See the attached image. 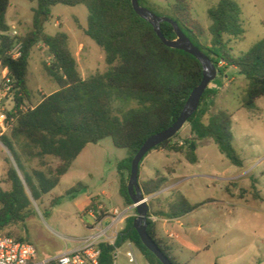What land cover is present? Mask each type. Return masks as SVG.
<instances>
[{"label":"trees","instance_id":"obj_1","mask_svg":"<svg viewBox=\"0 0 264 264\" xmlns=\"http://www.w3.org/2000/svg\"><path fill=\"white\" fill-rule=\"evenodd\" d=\"M28 1L37 3L33 29L23 37L19 36L22 55L13 59L10 51L16 39L12 38L7 21L11 0H0V65L13 78L16 108L19 109L32 97L29 88L31 52L37 45L43 44L49 55V62L43 63L44 70L59 89L44 96L35 107L18 111L9 129L10 135H4L1 139L13 155L31 192L30 195L15 167L9 166L0 171L2 178H6L10 184L9 190L0 187V233L8 236L12 235L4 231L27 222L33 214V200L39 202L44 195L59 186L62 177L68 173L87 145L98 144L106 138H111L117 148L128 151L129 157L119 167L120 195L126 207L133 206L128 193V182L134 157L149 138L166 131L178 120L191 93L203 80V67L198 59L184 51L165 46L153 26L137 15L132 0ZM139 3L144 6L143 0H139ZM58 5H82L87 8L88 26L86 29L79 26V29L103 50L108 65L106 72L83 78L77 59L70 49L69 36L64 32H46L45 24L52 18L51 10ZM148 9L160 16L152 8ZM169 12L166 17L174 20L194 45L210 57L220 74L228 67H234L247 80L242 106L254 110L257 100L264 98V39L242 56H232L230 41L241 39L245 34L243 13L238 3L234 0H220L209 9L211 25L207 31L193 17L189 0H172ZM161 31L168 40L176 39L175 29L171 24L162 23ZM208 37L209 45L203 41ZM221 62L225 64L224 68L219 67ZM216 94L215 89L209 86L199 109L186 123L191 126L193 133V139L185 142L189 144L188 149L172 145V140L179 132L173 139L153 150L182 153L189 163L196 164L199 162L198 147L213 142L233 165L243 167V161L233 146V115L218 111L207 123L203 121ZM116 102L122 105L135 102L137 107L126 111L119 109V115H116L113 112ZM46 157L56 158L60 163L45 171L34 170L32 174L27 171L26 163L39 160L45 165ZM169 181L168 176L158 173L154 178L142 182L139 174L145 197L155 196L168 186ZM82 188L83 185L79 184L67 194L72 195ZM61 200V197H55L51 206L59 205ZM94 205L95 200L91 202L90 208ZM200 206L202 205L191 204L185 196L178 193L168 204L166 214L162 211L154 214L180 218ZM149 208V235L173 264H181L173 256L168 242L156 233L155 223L150 220L153 214L151 204ZM136 217L137 215L126 220V226L114 245H100V264H115L116 250L125 243L133 244L147 264H163L142 243L134 228ZM18 241L29 242L22 238Z\"/></svg>","mask_w":264,"mask_h":264},{"label":"rangeland","instance_id":"obj_2","mask_svg":"<svg viewBox=\"0 0 264 264\" xmlns=\"http://www.w3.org/2000/svg\"><path fill=\"white\" fill-rule=\"evenodd\" d=\"M193 17L207 31L211 25L209 9L220 0H189ZM242 9L243 38L231 40L232 56L238 58L264 39V0H234ZM172 0H143L144 7L152 8L160 16L169 15V3ZM37 3L28 0H11L7 21L16 27L20 36L33 29L34 10ZM52 18L45 24L49 34L64 32L69 36L70 49L78 62L83 78L108 70L103 50L88 37L83 29L88 26V10L85 6L67 7L58 5L51 10ZM208 33V32H207ZM209 45L210 37L203 40ZM49 62L47 49L37 45L30 55L29 88L32 97L26 103L28 108L38 105L44 96L56 92L59 87L47 75L43 63ZM220 68L225 64L221 62ZM0 68V81L3 80ZM215 89L216 96L204 116L203 121L218 111L233 115V146L243 161V167H237L221 152L218 145L211 142L199 146L198 164L189 163L182 153L153 150L140 166V180L154 177L157 171L176 170L178 178H186L173 191L185 196L191 204H200L215 200L208 208L189 214L185 219L175 221L174 232L179 238L175 255L183 264H264V98L256 102V108H243L242 99L247 88V80L234 67H228L223 74L209 85ZM137 107V103L122 105L114 103L113 112L119 115V109L125 111ZM10 135V130L5 134ZM3 137V136H2ZM1 137V139H2ZM193 139L191 126L186 124L172 145ZM2 143V140H1ZM199 144V143H198ZM201 144V143H200ZM180 146V145H179ZM129 157L126 149L117 148L111 138L98 144H89L74 162L69 173L60 185L37 202L33 200L32 216L26 223L11 226L4 232L17 240L22 238L34 244L38 252L45 256L64 253L78 246L82 240L92 234L86 227L83 204L95 200V205H103L104 211L119 209L125 211V202L120 195V164ZM45 165L39 160L26 163L27 171L46 170L57 166L60 161L46 157ZM17 166L13 155L4 146L0 149V171L9 166ZM2 171V172H3ZM21 172V171H20ZM1 175V174H0ZM21 175L24 179L23 173ZM230 180H233L230 182ZM83 185L78 192L67 193L77 185ZM0 187L10 189L6 178L0 177ZM28 193L31 192L28 188ZM55 197H61L59 205L52 207ZM150 197L154 213L163 211L162 200ZM164 209L168 200L164 202ZM95 205L93 207H95ZM160 207H162L160 209ZM159 208V210H158ZM137 211L132 212L136 216ZM83 214V215H82ZM108 221L104 223L107 226ZM119 232H122L120 227ZM135 253L136 262L130 263L129 254ZM123 244L116 250L115 264H147L140 251L132 244Z\"/></svg>","mask_w":264,"mask_h":264},{"label":"built area","instance_id":"obj_3","mask_svg":"<svg viewBox=\"0 0 264 264\" xmlns=\"http://www.w3.org/2000/svg\"><path fill=\"white\" fill-rule=\"evenodd\" d=\"M12 38L16 39L10 56L18 59L22 55V43L18 40L20 34L17 29L11 32ZM14 81L9 71L5 70L3 80L0 82V149L2 147L1 137L11 128L15 121L14 115L18 111H26L27 106L22 105L16 108ZM183 146L184 143L179 144ZM136 209V206H132ZM129 210L104 211L103 205L96 204L95 207L87 210L84 215L85 223L95 233L81 241L80 246L63 254L53 256L49 259H40L39 252L31 242L18 241L12 236L0 233V264H100V245L109 243L114 245L121 232L120 225L129 218ZM108 216L110 223L103 225V217ZM153 222L156 220L150 218ZM116 258V255H115ZM130 263H135L136 258L131 251L129 254Z\"/></svg>","mask_w":264,"mask_h":264},{"label":"water","instance_id":"obj_4","mask_svg":"<svg viewBox=\"0 0 264 264\" xmlns=\"http://www.w3.org/2000/svg\"><path fill=\"white\" fill-rule=\"evenodd\" d=\"M132 5L139 17L149 22L157 36L164 43L165 46L184 51L194 56L201 63L203 67V80L201 84L193 90L189 99L187 100L178 120L166 131L156 134L149 138L132 161L131 175L128 182V193L131 197L133 205L136 206L137 217L134 221V228L138 232L142 243L149 251H151L163 264H173L170 259L161 251L154 239L148 233V214H149V200L150 197H145L139 182V172L141 162L145 156L154 148L162 143L173 139L186 125L188 120L199 109L201 99L209 87V85L217 78L218 69L213 64L209 56H207L201 49L194 45L190 38L182 31L179 25L169 17L158 16L147 7L142 6L139 0H132ZM171 24L176 33V39L168 40L161 31V24ZM18 172L21 180L26 186V183L21 175L18 166H14ZM28 191V187L26 186Z\"/></svg>","mask_w":264,"mask_h":264},{"label":"crops","instance_id":"obj_5","mask_svg":"<svg viewBox=\"0 0 264 264\" xmlns=\"http://www.w3.org/2000/svg\"><path fill=\"white\" fill-rule=\"evenodd\" d=\"M10 7H11V5H10ZM9 11V10H8ZM8 14V13H7ZM10 25V24H9ZM13 29H17L16 27H14V26H12V31H13ZM85 29V28H84ZM11 31V32H12ZM18 31V30H17ZM0 68L2 69V76L4 75V73H5V70L1 67V65H0ZM1 82V81H0ZM157 151H166V150H157ZM167 152H169V151H167ZM199 163V162H198ZM198 163H196V164H198ZM74 164V163H73ZM73 166V165H72ZM72 168V167H71ZM70 168V169H71ZM70 171V170H69ZM69 171H68V173H69ZM67 173V174H68ZM158 173H161V174H164V175H166V176H168L169 177V179H170V181H169V184H168V186L167 187H165V189H163L161 192H159L158 194H156L155 195V197H157L158 199H160V200H162V203H163V211L162 210H159V208H158V212H164L165 214L168 212V206H167V208H165L164 209V206H165V204H164V202L165 201H167L168 200V204L170 203V202H172L174 199H171L170 198V191H173L180 183H182L183 181H185V179L186 178H178L176 175V170L174 169L173 171H170V172H168V170H166V173H164V172H161V171H157L156 173H155V175H154V177L158 174ZM67 174H65L63 177H62V179L67 175ZM140 174V173H139ZM154 177H152V178H154ZM152 178H149V179H152ZM61 179V180H62ZM149 179H147V180H145V181H148ZM142 181V180H141ZM145 181H142V182H145ZM231 181H233V180H230V182ZM61 183V182H60ZM60 185V184H59ZM153 197V196H152ZM213 202H215V200H209V201H206V202H203V203H200V205H202V206H200L198 209H196L194 212H198L201 208V210H204V209H206V208H208V206L210 205V204H212ZM199 205V204H198ZM90 206H91V202L90 203H84L83 204V214L84 213H86V211L87 210H89V209H91L90 208ZM126 206V205H125ZM162 207H160V209H161ZM117 209V208H116ZM125 210H129V213H128V215H129V217H133V216H135L134 214H132V212H134L136 209H133L132 208V206H129V207H126L125 208ZM110 211H112V210H110ZM150 211V210H149ZM194 212H192V213H194ZM157 213V212H156ZM82 214V215H83ZM191 214V213H190ZM136 215H137V213H136ZM189 214H187V215H185V216H183V217H180V218H169V217H167L166 215H163V214H154V212H153V214L150 216V218H154L156 221L154 222L155 223V227H156V233L158 234V236L160 237V238H162V239H164V240H166L167 242H168V244L172 247V253H173V256L178 260V262L179 263H181L180 262V260H179V258L175 255V251H176V244L174 243V240L175 239H177V238H179V236L174 232V230H175V226L173 225V223L175 222V221H180V220H183V219H185L187 216H188ZM106 221H108V224L110 223V218L108 217V216H104L103 217V225H104V223L106 222ZM107 224V225H108ZM125 226H126V221H125V223H123V224H121L120 225V227H121V229L123 230L124 228H125ZM86 227L88 228V230L90 231V232H92V234L91 235H93L94 233H95V231H93V230H91V227H88L87 226V224H86ZM90 235V236H91ZM89 237V236H88ZM129 245H130V247H131V249H132V244L131 243H128ZM80 246V244L78 245V246H76V247H74V248H71V249H67L65 252H67V251H73V250H75V249H77L78 247ZM134 250L132 249V252H133ZM64 252V253H65ZM134 253V252H133ZM61 254H63V253H61ZM60 255V254H59ZM134 255H135V253H134ZM54 256H56V255H54ZM39 257H40V259H49V258H51V257H53V256H45V255H42V254H40L39 253ZM135 258H136V256H135ZM181 264H183V263H181Z\"/></svg>","mask_w":264,"mask_h":264}]
</instances>
